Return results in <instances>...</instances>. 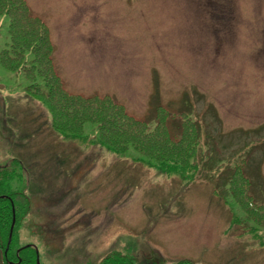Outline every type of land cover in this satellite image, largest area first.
Segmentation results:
<instances>
[{
	"label": "rangeland",
	"instance_id": "374dc122",
	"mask_svg": "<svg viewBox=\"0 0 264 264\" xmlns=\"http://www.w3.org/2000/svg\"><path fill=\"white\" fill-rule=\"evenodd\" d=\"M25 1L53 45L60 105L77 111L81 96L115 102L140 123L120 124L131 139L123 153L101 142L92 121L65 138L35 94L44 82L38 67L30 79L28 67L0 63V166L17 169L27 211L5 254L34 245L40 264H100L112 253L135 264H264V0ZM9 24L0 16V52ZM32 59L27 52L29 66ZM147 135L148 150L162 154L181 141L173 149L185 167L166 174L143 149ZM95 167L121 173L124 192L101 187L105 178L83 189L79 178H50ZM233 172L227 202L222 179ZM237 188L251 194L257 215L232 198Z\"/></svg>",
	"mask_w": 264,
	"mask_h": 264
},
{
	"label": "trees",
	"instance_id": "16d2710c",
	"mask_svg": "<svg viewBox=\"0 0 264 264\" xmlns=\"http://www.w3.org/2000/svg\"><path fill=\"white\" fill-rule=\"evenodd\" d=\"M28 4L25 0H0V16L7 15L10 18L9 24V42L8 46L1 50L0 52V63L11 71H21L24 72V67H28L25 71V75L32 79V68L38 67V73L42 80L44 81L42 86L39 85L38 91L40 93H35L41 103L46 106L45 108L49 111L50 115H53L52 119V127L59 132H63L66 134V137H71L72 139L76 138L78 132L81 130V125L86 121H92L98 123L100 125L99 131L102 140L101 142L109 147L111 150L123 153L124 150H127L130 147L131 139L130 134L127 133V130L121 128L120 124L122 122H127L126 120L129 118L133 124L140 123V121L133 120L126 113H123L117 103L114 102V106L111 105H96L94 102L90 101L92 99H88L84 96L82 97V101H80L81 106L79 110L76 111V107H71L67 105H60V99H58V94L62 93L58 89L59 84L61 83L60 76L55 71L53 72V45L50 42V39L46 36L45 24L39 19L35 17L31 12ZM46 38H48L46 40ZM45 41V42H44ZM27 52H30L33 55L32 63L33 65L29 66L26 61ZM28 66H27V65ZM48 89V92H44V90ZM76 96H73L72 99H76ZM97 100H103L102 97H99ZM107 110V113L102 111V108ZM120 108H123L119 106ZM106 116L104 124L102 125L101 117ZM192 129V127H191ZM78 137V136H77ZM181 140H185V136H181ZM183 144L181 141L175 143L172 146L166 147V154H162L161 152L148 150L152 147V139L147 135L146 145L143 146L144 150H148L151 155L150 158H157L160 160H156L159 164L165 168H167L166 173H171L172 169L175 171H180L184 168L185 165H182L180 162V158L184 156L181 152H176L173 147L176 145ZM153 147H156L153 145ZM129 150V149H128ZM157 152L160 155H157ZM148 156V154H145ZM15 162V161H13ZM23 165L28 167L25 164V160ZM14 166V164H13ZM16 168L12 169L9 166L1 167L0 166V250L3 252L2 260L3 264H37L38 253L36 249L28 246L24 248L25 245L22 246L21 249H18L19 253H13L12 249L8 251V254H5L6 248L8 247V237L11 225L13 223V218L16 214V223H15V232L18 231L20 226L19 218H24L26 214V210L22 207V211H20L19 203L21 202L18 199V192L14 189L13 180L16 179L17 172ZM182 174V172H179ZM236 173L233 172L230 176L227 174L226 178L222 181V187L224 188L221 195L225 197V200L228 202L226 197V190L229 188L233 182V177ZM20 179V178H19ZM245 180V179H244ZM229 181V182H227ZM13 186V189L11 188ZM215 189L217 186L215 185ZM240 188H237L236 192H230L232 198L238 203V205L245 209L244 213H252L251 209H248L246 203L248 200H251V194L248 193H239ZM229 197V195H227ZM251 208L255 212L257 211V207H254L251 202H249ZM261 206V205H259ZM15 208V210H14ZM253 215H257L256 213H252ZM17 233V232H16ZM15 233V236H16ZM10 243L12 247L13 241ZM37 253V254H36ZM100 264H135L129 257L122 253H112L108 257H106ZM168 264H192L189 259H180L174 263Z\"/></svg>",
	"mask_w": 264,
	"mask_h": 264
},
{
	"label": "crops",
	"instance_id": "0c3cea01",
	"mask_svg": "<svg viewBox=\"0 0 264 264\" xmlns=\"http://www.w3.org/2000/svg\"><path fill=\"white\" fill-rule=\"evenodd\" d=\"M80 157H83L82 155H78V158ZM117 162H119V159L118 158H114L111 163L112 164H117ZM70 163H72V161H70ZM82 163H84V159L82 161ZM110 172V173H109ZM166 174H169V173H166ZM55 176L58 180L59 179H62V178H69V179H72V178H79L80 179V182H79V185L80 187L83 189L84 186L88 185L89 183H92L93 181H97L99 180L100 178H105V179H108L109 182L108 183H105L103 185H101V187H103L104 185H107L111 188V190L109 191H121V192H124V188L125 186L122 184L120 185L118 181H121L123 180V175L121 173H114V171H105V170H102V169H98L97 167H95L94 171H85V172H78V173H75L73 171H70L69 173H53L51 177ZM167 177L169 178H172V179H175L176 177L174 175H171V176H168L166 175ZM195 177H197V173H195ZM29 178H31V175H29ZM50 178H48V180H50ZM38 179H42L41 177H39ZM55 186L57 185V182L54 183ZM39 186V185H38ZM77 184L74 185V187H72V189H76L77 190ZM212 192H218L217 189H213ZM79 195H81L80 193H78ZM117 195V194H116ZM225 199V198H224ZM106 205L108 206V209L113 205V200L112 199H109L108 202L106 203ZM225 207H227L229 204H224ZM142 208H143V205H142ZM82 211H85V212H88V213H92V212H96L94 211V209L92 207H82L81 208ZM94 218V217H93ZM129 255V254H128Z\"/></svg>",
	"mask_w": 264,
	"mask_h": 264
},
{
	"label": "water",
	"instance_id": "95a60500",
	"mask_svg": "<svg viewBox=\"0 0 264 264\" xmlns=\"http://www.w3.org/2000/svg\"><path fill=\"white\" fill-rule=\"evenodd\" d=\"M14 222H15V219H14L12 225H11V231H10V235H9V244H10V242H11V240H12V233H13V229H14ZM9 244H8V246H9ZM37 251H38V253H39L38 248H37ZM39 259H40V257H39V255H38L37 264H40Z\"/></svg>",
	"mask_w": 264,
	"mask_h": 264
},
{
	"label": "bare ground",
	"instance_id": "6f19581e",
	"mask_svg": "<svg viewBox=\"0 0 264 264\" xmlns=\"http://www.w3.org/2000/svg\"><path fill=\"white\" fill-rule=\"evenodd\" d=\"M18 253H19V251H18Z\"/></svg>",
	"mask_w": 264,
	"mask_h": 264
}]
</instances>
